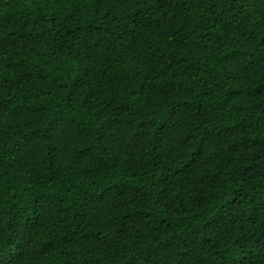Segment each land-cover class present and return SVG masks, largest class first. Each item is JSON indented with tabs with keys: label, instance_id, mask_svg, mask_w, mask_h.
Wrapping results in <instances>:
<instances>
[{
	"label": "trees",
	"instance_id": "1",
	"mask_svg": "<svg viewBox=\"0 0 264 264\" xmlns=\"http://www.w3.org/2000/svg\"><path fill=\"white\" fill-rule=\"evenodd\" d=\"M0 264H264V0H0Z\"/></svg>",
	"mask_w": 264,
	"mask_h": 264
}]
</instances>
